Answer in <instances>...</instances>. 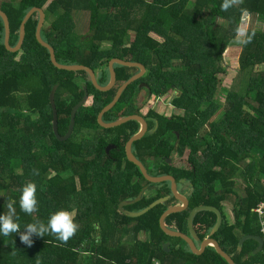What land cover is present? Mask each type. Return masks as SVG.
<instances>
[{
    "label": "trees",
    "instance_id": "16d2710c",
    "mask_svg": "<svg viewBox=\"0 0 264 264\" xmlns=\"http://www.w3.org/2000/svg\"><path fill=\"white\" fill-rule=\"evenodd\" d=\"M222 2L1 0L0 10L8 17L14 47L26 14L41 9L40 35L54 49L57 61L92 68L101 86L110 81L113 59L146 66V74L125 89L103 122L132 116L148 122L149 132L133 143V154L152 176H173L189 200L186 210L166 217L165 225L173 231L189 235L190 212L202 205L222 210L230 196L225 189L241 183L243 204L233 208L234 222H222L211 237L235 264H264V251L254 254L255 240L239 246L242 237L260 235L253 209L264 196V71L259 70L264 64V32H246L251 40L242 45L238 75L223 95V104L218 100L220 77L225 74L223 53L245 16L264 20V0H230L227 9ZM64 14L80 19L52 28L51 22ZM37 21L34 12L21 49L11 52L5 46L0 16V213L7 214L12 204L20 227L17 233L0 236V264H227L213 247L195 255L183 239L161 229V216L179 200L172 195L170 182L151 183L128 160L125 147L140 131L139 123L114 129L98 123L102 109L140 70L115 64V86L99 91L86 71L52 65L47 49L35 39ZM54 86L60 137L68 134L86 88L90 94L67 142H60L52 130L48 97ZM153 97L169 101L182 116L166 118L155 109L143 114ZM174 155L185 157L186 166L174 165ZM28 182L35 183L37 200L30 214L19 207L21 189ZM144 188L146 193L125 210L140 212L160 197L169 198L139 217L121 212L122 201L135 199ZM60 209L75 213L78 225L66 241L52 233L31 234L30 245L20 241L27 223H46ZM216 222L212 211L195 214L193 225L200 241L210 236ZM141 234L146 240L140 239ZM165 243H170L169 252Z\"/></svg>",
    "mask_w": 264,
    "mask_h": 264
},
{
    "label": "water",
    "instance_id": "95a60500",
    "mask_svg": "<svg viewBox=\"0 0 264 264\" xmlns=\"http://www.w3.org/2000/svg\"><path fill=\"white\" fill-rule=\"evenodd\" d=\"M37 12L38 13V21H37V25L35 28V39L36 41L45 49H47L48 53H49V58L50 61L52 63V65H54L56 68L60 69V70H65V71H74V72H79V71H86L87 73L90 74L92 82L95 86V88L99 91L102 92H107L109 90H111L116 83V73L114 70V65L118 64V65H122V66H127V67H136L140 70V72L136 75H134L133 77H131L127 82H125L117 91L116 96L114 97L113 101L107 105L105 108L102 109L101 113L98 116V123L100 125V127H102L103 129H114L117 127H120L124 124H127L128 122L134 121L139 123L140 125V131L133 137L131 138L125 147L126 150V155L127 158L130 162L134 163L135 165H137L143 176L146 177L147 180H149L151 183H162V182H170L171 183V191H172V195H174L175 197H177L180 201V205H176L173 206L171 208H169L168 210H166L163 215L160 218V227L161 229L164 231L165 234H167L168 236L171 237H177V238H181L183 239L189 246V248L191 249L192 253L195 255H201L204 250L206 249L207 246L209 245H213L217 251V254L224 259L227 264H235L232 259L226 254L224 253L221 248L218 246L217 241L212 239V238H207L205 239L200 248H198L194 242V240H198L197 237V233L194 230V226H193V218L195 216V214L199 211H203V210H208V211H212L215 214H217V223L214 227L213 232L217 231V229L220 226L221 223V214L219 212V210L215 207L212 206H198L195 207L189 215L188 218V227H189V231H190V236L186 235L184 233H180L177 231H173L169 228L166 227L165 225V219L168 215L172 214V213H176V212H181L186 210L189 207V200L188 197L185 195L180 194V192L178 191V184L176 182V179L171 176V175H165V176H160V177H154L152 176L148 169L146 168V166L143 165V163L138 160L136 158V156L133 154L132 151V145L135 141L140 140L144 137H146V135L149 132V125L148 122L146 120H144L142 117H137V116H132V117H128L125 119H122L120 121H117L115 123H111V124H106L103 122V117L106 113L110 112L111 109L116 105V103L118 102V100L120 99L122 93L125 91V89L133 82H135L136 80H138L139 78H141L144 74H146L147 72V68L146 66L140 64V63H136V62H129V61H125V60H121V59H113L110 61L109 63V72H110V81L108 83V85L106 86H101L99 85L97 78H96V72L85 65H63L60 64L57 59H56V55H55V51L54 49H52L51 46H49L45 41L42 40L41 35H40V30L42 28L43 22H44V14L42 12L41 9L39 8H33L31 9L25 16V19H23L21 26H20V32H19V40L16 44V46L11 47L10 46V24H9V20L7 15L2 12L0 10V16L3 19L4 22V27H5V46L6 48L11 51V52H18L24 42L25 39V28H26V23L28 22L29 19H31V17L33 16V13ZM143 86H146V84H143ZM57 86L52 87L50 93H49V103H50V107H51V111H52V130H54V134L57 137V139L60 142H67L71 139L74 130H75V126H76V117L78 112L80 111V108L83 107L86 103L89 102L90 99V94L88 89L86 88V94L84 99L74 108V111L72 113V120H71V126H70V130L68 132V134L65 137H60L58 135V114H57V109H56V105H55V92H56ZM114 146L111 145L109 146L106 151L109 152V150L111 148H113ZM170 162V160L168 161ZM147 188H144L139 195L133 199V200H127V201H122V203L119 206V209L121 212H123L125 215L129 216V217H139L143 214L148 213L150 210H152L153 208H155L156 205L163 203V201L167 200L169 198V196H163L160 197L158 199H156V201H154L153 204H151L148 208L140 211V212H129L127 210L124 209V206L128 205V204H132L135 203V201H138L141 196L146 193ZM248 239H253L256 242H258V248L254 251V254L260 253L263 249H264V239L262 236H251V235H247L244 236L240 241H239V245L242 246V244L248 240ZM170 244L166 243L163 245V248L166 252L170 251Z\"/></svg>",
    "mask_w": 264,
    "mask_h": 264
},
{
    "label": "clouds",
    "instance_id": "9594fccd",
    "mask_svg": "<svg viewBox=\"0 0 264 264\" xmlns=\"http://www.w3.org/2000/svg\"><path fill=\"white\" fill-rule=\"evenodd\" d=\"M230 6V0H223L221 7L227 9ZM236 40L239 44H247L251 40V35H245L241 29L236 30ZM36 185L34 182H28L23 185L21 195L19 198L20 210L24 213H31L37 206L36 200ZM78 225L73 221L72 214L67 210L60 209L50 214L47 222L37 220L32 223H27L24 226L26 231L19 233V239L22 243L30 245L32 241L29 239L30 235L35 233L37 235H44L52 233L61 241H66L74 234ZM20 229L16 222L15 210L12 204L8 205L7 214L0 213V236H8L11 233H17Z\"/></svg>",
    "mask_w": 264,
    "mask_h": 264
},
{
    "label": "rangeland",
    "instance_id": "374dc122",
    "mask_svg": "<svg viewBox=\"0 0 264 264\" xmlns=\"http://www.w3.org/2000/svg\"><path fill=\"white\" fill-rule=\"evenodd\" d=\"M60 19L61 20L59 21L51 22L50 26L52 28L58 29L64 26L67 22H70L72 20L77 22L78 19H80V16L79 15L69 16L68 14H64L63 16L60 17ZM240 29L243 30L245 34L248 30L264 32V20H262L261 17L245 16ZM241 49H242V45L237 42L236 37H235L230 42L229 46L223 53L222 63H223V66L225 67V74L220 77L222 88H221L220 95L218 98L221 105L224 102L223 95L225 94L226 90L231 86L232 80H235L236 79L235 76L238 75V71H239L238 58L240 56ZM259 70L264 71V64L259 67ZM142 85L143 84H141L140 86L142 87ZM141 98H144V95ZM150 109H155V111H157L159 114L165 115L166 118H171L175 116L174 109L169 104V101L167 102V100L166 101L159 100V98L157 97L151 98L150 102H148V104L144 106L142 113L148 114ZM180 159H181L180 157H178L177 155H174V165H180L179 163ZM183 166L185 165L183 164ZM71 214H72V217L75 216V213H71ZM142 238L144 239L146 237L142 236Z\"/></svg>",
    "mask_w": 264,
    "mask_h": 264
},
{
    "label": "crops",
    "instance_id": "0c3cea01",
    "mask_svg": "<svg viewBox=\"0 0 264 264\" xmlns=\"http://www.w3.org/2000/svg\"><path fill=\"white\" fill-rule=\"evenodd\" d=\"M173 109H174V114H175V116H173V117H181L182 116V112L181 111H179V109H176V108H174V107H172ZM165 116V115H164ZM173 117H171V118H173ZM181 159H180V165H185L186 166V158L185 157H180ZM182 161V162H181ZM205 167H206V170H209L212 166H211V163L210 162H207V163H205ZM186 181L185 180H181V183L182 184H184ZM182 189H184L185 190V187L184 186H181V185H178V191L180 192V194L182 193ZM243 186L241 185V183L240 184H236L235 186H234V188H229V189H225V191H224V193H226V194H229L230 196H228V198L225 200V201H223V207H222V210H219V212H220V214H221V223L222 222H227L228 224H232L233 222H234V218H233V208L235 207V209H238L242 204H243V197H242V194H243ZM218 190L220 191V189H219V187H218ZM263 198H264V196H263ZM263 198H262V200H263ZM178 199V198H177ZM179 200V199H178ZM261 200V201H262ZM261 201H260V203H261ZM259 203V204H260ZM181 203H180V201H179V203L177 204V205H180ZM258 206V205H257ZM257 206H256V208H257ZM253 212L254 213H256L255 212V208L253 209ZM257 214V213H256ZM217 215V214H216ZM258 216V215H257ZM258 220H259V224H260V219H259V216H258ZM217 223V222H216ZM221 223H220V225H221ZM194 226V225H193ZM220 227V226H219ZM168 228V227H167ZM189 228V227H188ZM195 230V229H194ZM214 230V229H213ZM213 230H212V232H211V234H210V236H208L207 238H212L211 236L214 234V233H216L217 231H215V232H213ZM196 231V230H195ZM181 233V232H180ZM197 233V232H196ZM186 235H188V234H186ZM142 236H144L143 234H141L140 235V239L141 240H146V236H144V237H146V238H142ZM189 236H190V231H189ZM258 236H262L263 237V233L262 232H260V235H258ZM197 237H198V234H197ZM206 238V239H207ZM243 238V237H242ZM241 238V239H242ZM213 239V238H212ZM240 239V240H241ZM263 239H264V237H263ZM205 240V239H204ZM203 240V241H204ZM215 240V239H214ZM203 241H200V239H199V237H198V240H194V242H195V244H196V246L198 247V248H200V246H201V244H202V242ZM247 241V240H246ZM258 243V242H257ZM166 244V243H165ZM170 244V243H169ZM187 244V243H186ZM218 244V243H217ZM188 245V244H187ZM243 245V244H242ZM259 245V244H258ZM219 246V245H218ZM240 246V245H239ZM207 247H213L214 249H215V247L213 246V245H209V246H207ZM206 247V248H207ZM220 247V246H219ZM241 247V246H240ZM221 248V247H220ZM258 248V247H257ZM191 250V249H190ZM206 250V249H205ZM204 250V251H205ZM216 250V249H215ZM222 250V249H221ZM223 251V250H222ZM239 251V250H238ZM262 251H264V249L262 250ZM261 251V252H262ZM192 252V251H191ZM217 252V251H216ZM224 252V251H223ZM204 253V252H203ZM202 253V254H203ZM225 253V252H224ZM199 256V255H198ZM229 256V255H228ZM230 257V256H229ZM231 258V257H230ZM233 261V260H232ZM159 263L158 261H154V264L155 263Z\"/></svg>",
    "mask_w": 264,
    "mask_h": 264
},
{
    "label": "built area",
    "instance_id": "2783aa9c",
    "mask_svg": "<svg viewBox=\"0 0 264 264\" xmlns=\"http://www.w3.org/2000/svg\"><path fill=\"white\" fill-rule=\"evenodd\" d=\"M255 212L259 216V219H260V232L263 233V237H264V198L261 201V203L258 204L257 208H255ZM155 264H159V263L156 262Z\"/></svg>",
    "mask_w": 264,
    "mask_h": 264
}]
</instances>
